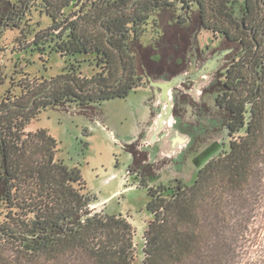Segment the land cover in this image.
<instances>
[{"label":"trees","instance_id":"obj_1","mask_svg":"<svg viewBox=\"0 0 264 264\" xmlns=\"http://www.w3.org/2000/svg\"><path fill=\"white\" fill-rule=\"evenodd\" d=\"M21 1H32L51 19L41 48L66 58L57 76L59 103L80 107L122 97L141 83L135 48L152 16L166 7L195 4L204 28L250 53L257 35H264V0ZM88 58L99 70L85 77L81 67ZM259 66L260 60L243 58L227 80L229 150L198 165L189 183L178 179L149 189L152 217L141 261L128 217L91 209L95 196L85 190L80 166L56 158L55 141L40 129L32 135L40 138L37 148L29 153L21 146L13 154L16 165H6L0 264H264V228L254 220L264 215V74L260 82L254 76Z\"/></svg>","mask_w":264,"mask_h":264},{"label":"flooded vegetation","instance_id":"obj_2","mask_svg":"<svg viewBox=\"0 0 264 264\" xmlns=\"http://www.w3.org/2000/svg\"><path fill=\"white\" fill-rule=\"evenodd\" d=\"M32 9L47 18L49 24L45 27H34L30 23L32 19L29 17ZM162 10L178 12L177 21L187 26H193L194 17L197 18L195 4L190 8L178 5ZM236 12L239 13L237 10ZM50 24L49 16L33 5L32 1L27 4L21 0H0V206L5 213L0 224L7 220L4 201L8 189L4 191L1 187L2 183H10L4 179L7 174L9 175L6 165H10V167L16 165L13 154L16 151L22 152L21 146L24 149L27 148L29 153L33 148H37L40 138L36 141L32 135L40 129H46L55 141L56 158L63 159L69 165H79L81 168V165L73 159L67 160L59 156L61 151L59 142L48 128L35 127L43 109L72 108L75 109V113L70 112L72 109L67 113L84 115L92 119L94 123L102 124L101 108L105 101L114 98H127L132 91H136L138 88H149L152 95L148 100L150 103L148 118L142 123L132 140L119 141L122 149L131 158L122 178L123 189L144 187L148 194L151 187L156 188L158 185L174 183L178 179L189 183L190 181L180 175L187 165H194L197 172L198 165H205L212 157L229 150L232 134L228 129L223 108L227 80L229 76L234 75L235 65L243 58L260 60V70L254 72L255 78L259 82L264 74V35H257L258 40L250 53L237 41L204 28L197 18L195 29L209 31L213 37L221 39L223 49L212 51L209 49V45L200 48L192 38L193 40L190 39L183 45L180 61L173 59V62L165 61L164 63L163 60L151 58L146 51L145 54H148L150 59L147 61L148 66L155 68L160 64L167 73L153 76L154 79H152L138 70L137 52L142 46L140 40L135 48L137 72L142 77L138 86L129 87L128 92L125 91L122 97L109 98L100 103L94 102L87 107H80L74 101L59 103L57 76L66 66V58L52 50L51 47L41 48L42 30L48 28ZM154 24L156 23L154 22ZM39 25H41L40 22ZM148 27L149 24L147 30ZM7 32L14 34V37L10 42L4 43ZM156 32L160 31L156 30ZM245 33L255 36L252 29H246ZM30 34L32 38H30ZM53 52L64 57V65L59 72L53 73L55 75L44 77L38 71L49 60V56ZM142 53L144 55L143 51ZM85 64L91 66L90 74L84 73ZM29 66L38 67V71L34 70L33 73L28 68ZM98 70L99 68L88 58L82 64L81 75L90 77ZM162 82H171L172 84L165 91L161 86ZM33 123H35L33 126L35 128H30ZM84 134L89 135L90 131L87 130ZM114 139L116 138L114 137ZM82 143V153H84L88 142L82 141ZM202 143H207V145L202 152H198ZM216 147L218 150H214ZM187 152H190V155L185 160ZM25 153L26 150L21 154V161L24 163ZM205 157L206 159H204ZM180 165H184L181 171L178 170ZM2 168H4L3 172ZM176 174H179L180 177L175 176ZM159 178L161 181H157ZM84 182L85 190L95 196V201L90 204V208L94 211H108L107 203L98 200L96 195L88 190L85 179Z\"/></svg>","mask_w":264,"mask_h":264},{"label":"rangeland","instance_id":"obj_3","mask_svg":"<svg viewBox=\"0 0 264 264\" xmlns=\"http://www.w3.org/2000/svg\"><path fill=\"white\" fill-rule=\"evenodd\" d=\"M177 14L176 11L162 10L157 15L152 16L148 30L141 38L142 46L137 52L138 70L143 75L154 79L153 76L167 74L160 64L155 68L148 66L147 61L150 60L148 54L151 58L163 60V63L165 61L173 62V59L180 61L183 45L192 38L195 39L200 48H204L205 45H209V49L212 51L224 48L221 39L213 37L209 31L195 29L196 17H194L193 26H187L177 21ZM29 17H31L30 23L34 27H45L49 24V20L43 15H39L35 9L31 10ZM156 30L160 32L158 33ZM29 36L32 38L31 34ZM13 37L14 34L7 32L4 43L10 42ZM146 51L147 55L145 54ZM42 62L44 63V61ZM62 65H64V57L53 52L39 71L38 67L29 66L28 68L33 73L34 70H37L39 74L47 77L59 72ZM83 69L85 74L91 73V66L85 64ZM151 95L152 92L149 88H138L136 91H132L127 98H114L105 101L101 108L102 124L94 123L87 116L72 114L75 113V109L61 107L58 110L43 109L37 120V125L33 123L30 126V128L36 126L48 128L59 142L61 149L59 156L67 160L73 159L81 165L82 175L88 190L94 193L98 200L107 203L109 212L122 213L128 216L135 229L134 239L138 249V261H141L142 258L143 233L152 215L147 209L149 197L146 188L128 187L123 189L122 178L131 158L122 149L119 141L132 140L136 136L140 126L148 118L150 106L148 100ZM69 110L72 113H67ZM34 125L35 127H33ZM144 125L146 126V124ZM87 130L90 131L89 135L84 134ZM223 140L226 141L225 138ZM82 141L88 142V147L84 153H82ZM206 145L207 143H202L198 152H202ZM214 150H218L217 147ZM186 155L185 160L190 152H187ZM183 166H177L178 170L181 171ZM195 172L194 165H187L180 175L187 181H192ZM180 175L176 174L175 176L180 177ZM157 181H161V179L159 178ZM262 182L264 183V177ZM262 188L264 191V186ZM262 197V203H264V192ZM262 209L264 211V207ZM261 210L260 208L256 209L254 215L256 216ZM4 215L2 206H0V220L3 219ZM255 219L259 220L258 222L262 223L264 228V215L262 218L256 216Z\"/></svg>","mask_w":264,"mask_h":264},{"label":"water","instance_id":"obj_4","mask_svg":"<svg viewBox=\"0 0 264 264\" xmlns=\"http://www.w3.org/2000/svg\"><path fill=\"white\" fill-rule=\"evenodd\" d=\"M171 82H162V84H161V86L163 87V89L166 91V90H168V88L171 86ZM170 110H169V108H168V115H169V112Z\"/></svg>","mask_w":264,"mask_h":264}]
</instances>
